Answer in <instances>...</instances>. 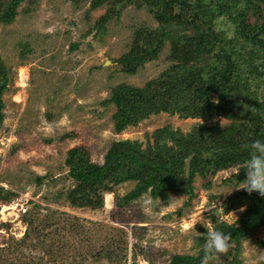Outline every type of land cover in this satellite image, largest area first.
Instances as JSON below:
<instances>
[{"label":"rangeland","instance_id":"374dc122","mask_svg":"<svg viewBox=\"0 0 264 264\" xmlns=\"http://www.w3.org/2000/svg\"><path fill=\"white\" fill-rule=\"evenodd\" d=\"M89 4L28 0L11 23L0 24V56L9 76L2 96L0 186L17 192L11 202H0V264H167L173 255H196L199 228L205 223L212 228L214 207L242 189L227 182L238 171L233 166L205 179L194 177L195 196L189 200L170 194L162 203L144 193L117 210L115 195L131 190L130 181L104 192L99 210L74 208L64 201L73 186L64 164L69 148L82 145L101 164L112 141L136 140L144 147L155 129L169 125L187 133L204 123L159 113L115 133V105L103 101L116 85L140 88L167 68L169 44L134 74L120 72L114 60L129 50L135 28L155 27L156 22L147 8L130 4L99 31L95 24L107 5L89 10ZM215 121L218 129L227 123L214 116L208 125ZM40 176L45 179L37 183ZM133 211L142 219H127ZM242 211L216 215L231 224ZM23 214L32 216L31 227L37 225L38 233L24 223ZM263 238L264 226L248 233L240 244L239 264H264V249L257 246ZM233 247L208 264H222ZM99 248L114 251V257L94 258Z\"/></svg>","mask_w":264,"mask_h":264},{"label":"trees","instance_id":"16d2710c","mask_svg":"<svg viewBox=\"0 0 264 264\" xmlns=\"http://www.w3.org/2000/svg\"><path fill=\"white\" fill-rule=\"evenodd\" d=\"M25 1L0 0V24L11 23ZM70 1L77 5L81 0ZM103 4L107 9L97 19L96 30L104 31L106 24L130 4L147 8L156 22L155 27L135 28L129 50L114 60L120 72L134 74L157 59L165 43L169 44L167 68L140 88L116 85L103 101L104 105H115V133L159 113L204 123L193 125L187 133L165 125L151 133V141L147 140L144 147L136 140L112 141L101 164L91 160L86 147L69 148L64 164L73 186L64 193V201L74 208L99 210L103 208L104 192H114L116 186L130 181L134 182L131 190L115 195L117 210L129 207L144 193L162 203L170 194L189 200L195 196L194 177L205 179L233 166L239 173L227 182L238 187L245 177L243 164L249 155V143L264 139V0H90L89 10ZM69 47L74 49L76 43ZM8 77L0 56V123ZM214 116L227 123L220 129L216 121L208 125ZM44 179L35 178L37 183ZM16 197V191L0 186V202L8 203ZM242 207L231 224L216 215V211L224 215ZM209 218L211 227L230 233V245L234 244L222 264H239L241 241L264 226V197L242 188L214 207ZM127 219L142 217L133 211ZM22 220L31 230L40 231L37 225L31 227L32 216L23 214ZM199 230L202 235L196 239V255H173L167 264H200L207 229ZM257 246L264 249V238ZM114 255V251L99 248L94 258Z\"/></svg>","mask_w":264,"mask_h":264},{"label":"clouds","instance_id":"9594fccd","mask_svg":"<svg viewBox=\"0 0 264 264\" xmlns=\"http://www.w3.org/2000/svg\"><path fill=\"white\" fill-rule=\"evenodd\" d=\"M248 148L249 155L243 164L245 177L237 188H243L248 193L256 191L261 197H264V139L252 140ZM203 226L207 231L202 246L203 255L200 264H208L215 255L223 253L229 248L230 233L208 228L206 223Z\"/></svg>","mask_w":264,"mask_h":264}]
</instances>
